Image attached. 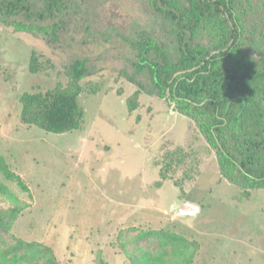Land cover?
<instances>
[{
  "label": "rangeland",
  "instance_id": "374dc122",
  "mask_svg": "<svg viewBox=\"0 0 264 264\" xmlns=\"http://www.w3.org/2000/svg\"><path fill=\"white\" fill-rule=\"evenodd\" d=\"M68 4L56 42L0 20V154L30 189L22 192L0 174L24 206L10 232L0 229V260L23 240L50 247L58 264H97L99 252L106 264L150 262L146 254H163L162 264H187L186 256L191 264H264V190L242 197V189L222 178L196 123L130 68L133 53L123 37H135L136 29L161 37V20L141 0ZM34 51L52 62L48 72L29 71ZM76 60H86L89 81L101 85L99 93L79 98L82 128L53 134L23 124L20 97L67 84ZM137 92L131 111L128 100ZM178 149L189 159L157 188L165 154ZM184 201L199 211L180 215ZM12 206L0 195V211ZM160 230L188 241L186 253L163 249L161 237L138 239Z\"/></svg>",
  "mask_w": 264,
  "mask_h": 264
},
{
  "label": "trees",
  "instance_id": "16d2710c",
  "mask_svg": "<svg viewBox=\"0 0 264 264\" xmlns=\"http://www.w3.org/2000/svg\"><path fill=\"white\" fill-rule=\"evenodd\" d=\"M70 1L0 0V20L56 42L72 9ZM141 1L161 20L163 34L159 37L136 29L135 37H123L133 53L129 57L133 74L149 78L159 97L178 103L179 112L196 123L214 151L222 178L242 189V197L249 199L254 192L264 190V0ZM28 66L32 74H39L48 72L53 64L41 61L34 51ZM66 75L65 85L59 83L45 92H26L20 97L23 124L53 134L82 128L85 113L79 98L84 93H99L101 85L89 81L93 73L86 60H76ZM138 97L137 92L128 100L131 111ZM188 159L183 149L166 153L156 187L162 188L172 178L169 173ZM0 174L22 192H30L1 154ZM185 178L192 177L187 173ZM0 195L14 205L0 211V229L8 233L24 206L4 182H0ZM147 236L161 237L162 248L170 247L173 254L186 253L190 247L181 235L170 231H149L138 239ZM1 256L0 264H58L50 247L23 240ZM146 256L151 257L150 262L143 258L137 264H162L164 259L163 254ZM97 259V264H106L101 252ZM185 261L191 264L192 257L186 256Z\"/></svg>",
  "mask_w": 264,
  "mask_h": 264
},
{
  "label": "water",
  "instance_id": "95a60500",
  "mask_svg": "<svg viewBox=\"0 0 264 264\" xmlns=\"http://www.w3.org/2000/svg\"><path fill=\"white\" fill-rule=\"evenodd\" d=\"M199 211L198 206L193 205V204H184L182 207L179 209V213L182 216L185 215H194ZM192 212V213H191Z\"/></svg>",
  "mask_w": 264,
  "mask_h": 264
},
{
  "label": "crops",
  "instance_id": "0c3cea01",
  "mask_svg": "<svg viewBox=\"0 0 264 264\" xmlns=\"http://www.w3.org/2000/svg\"><path fill=\"white\" fill-rule=\"evenodd\" d=\"M181 203H183V204H180L181 207H182L184 204H189V202H187V201H184V202H181ZM190 204H193V203L190 202ZM188 215H189V214H188Z\"/></svg>",
  "mask_w": 264,
  "mask_h": 264
}]
</instances>
